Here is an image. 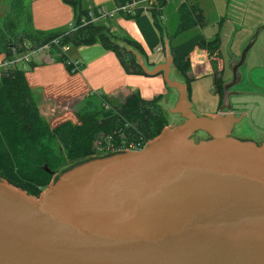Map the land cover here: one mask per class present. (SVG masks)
Here are the masks:
<instances>
[{
	"label": "water",
	"instance_id": "water-1",
	"mask_svg": "<svg viewBox=\"0 0 264 264\" xmlns=\"http://www.w3.org/2000/svg\"><path fill=\"white\" fill-rule=\"evenodd\" d=\"M250 43L229 66L212 117L189 111L166 41L163 61L146 65L136 54L148 72L165 67L178 99L164 108L185 120L140 153L62 168L36 200L0 179V264H264V140L222 139L244 117L221 112ZM197 130L212 140L192 143Z\"/></svg>",
	"mask_w": 264,
	"mask_h": 264
},
{
	"label": "trees",
	"instance_id": "trees-1",
	"mask_svg": "<svg viewBox=\"0 0 264 264\" xmlns=\"http://www.w3.org/2000/svg\"><path fill=\"white\" fill-rule=\"evenodd\" d=\"M62 1L72 9L70 26L54 32H32L29 30L28 0H0V20L5 27V34L0 29V53L4 55V60L47 44L50 55L61 61L66 71L72 74L79 65L76 69L72 68L62 46L99 43L104 49L114 52L125 73L145 75L135 57V52L143 53L137 41L127 34L114 32L100 20L90 21L89 13L95 14L94 6L85 8L81 0ZM126 1L129 0H112V3L119 5ZM160 3L164 2L161 0ZM139 13L138 9L132 16ZM156 15L155 10H150L153 26L160 33L161 26ZM205 22L202 10L196 4L182 2L178 6L177 31L192 26L202 27ZM52 40L56 43L53 44ZM219 44L218 35L197 43L207 55H218ZM169 46L171 50L170 43ZM172 63L186 82L193 79L188 72L187 55L172 57ZM212 63L211 88L220 98L221 70ZM24 68L14 63L0 72V179L28 195L37 196L49 183L51 174L42 168L44 165L53 171L68 161L100 152L140 149L166 125V117L159 105L160 95L143 98L135 89L117 102L92 93L84 97L74 110V123L64 120L51 126L39 113L27 85ZM107 137H110L108 143H112L113 147H105ZM53 143L56 149L51 147Z\"/></svg>",
	"mask_w": 264,
	"mask_h": 264
},
{
	"label": "crops",
	"instance_id": "crops-1",
	"mask_svg": "<svg viewBox=\"0 0 264 264\" xmlns=\"http://www.w3.org/2000/svg\"><path fill=\"white\" fill-rule=\"evenodd\" d=\"M172 1H177V5L167 11ZM249 1H251V5L250 8H247ZM182 2L196 4L202 10L203 15L205 14L204 8L196 0H170L162 9L164 21L160 25V33L153 26L150 12H140L138 15L128 17L121 13H114L99 22L107 24L114 32L127 34L137 41L143 53L135 52L136 61H138L137 54L146 65H152L166 58L165 41L168 45L169 43L172 45L170 50L172 57L179 58L187 55L188 72L193 79L186 82L173 63L170 65L171 78L185 85V99L189 104V111L208 117H212L218 112L221 103L220 98L211 88L212 62H214L215 67L221 70L222 84L228 82L231 78L229 66L238 59L242 49L251 41L245 52L243 62L237 68L239 79L233 84L242 85V87L235 90L233 88L231 90V86L228 88L231 91L229 95L230 109L223 110L221 113H244V117L236 129L246 133L252 126L259 130L258 132L264 133V128L259 123V127L255 126L256 118L251 115V110L252 114H259V110H250L248 107L235 108L232 103L233 100H238L247 104L248 101L246 100L253 97L264 100V92L262 91L264 89V35L257 50L250 52V47L255 42L260 29L264 28V24H262L264 22L254 18L253 22L248 24L249 26L246 25L249 14L255 16L258 12L262 14V0H224L223 10L215 6L217 16L213 22V34L205 30L206 18L205 25L202 27L192 26L182 31L174 30V28L169 30L170 16L173 11L176 12L177 16V8ZM81 3L85 8L103 6L106 9H112L114 6L112 0H81ZM28 5L29 30L32 32L64 30L72 23V9L62 0H28ZM225 29L227 30L225 31ZM224 31L225 34H223ZM214 35H218L220 39L219 54L207 55L205 49L199 47L197 43L209 40ZM70 49L72 54H66V51ZM65 54L67 57L78 61L79 68L75 73H68L63 63L53 58L47 49L33 50L28 59L29 63L28 61H20L19 63H23L25 66L24 76L39 113L51 126L64 120L74 123L76 121L74 110L80 105L84 97L90 96L92 93H99L111 101L117 102L127 92L135 89L143 98H150L159 94V105L167 119L170 115H177L181 121L185 120L186 117L180 116L178 109L167 111L164 108L165 105L174 106L178 99V87L167 82L164 66L148 72L138 62L145 75L125 73L114 52L104 49L99 43L78 47L68 46ZM3 61L4 55L0 53V65ZM242 66H246L245 76L242 73ZM5 68L0 66V72ZM200 80H205L213 92L211 94L215 100L213 110L202 109L197 111L192 107L189 85H195ZM196 132L204 131L197 130L193 133ZM207 137H209L208 134Z\"/></svg>",
	"mask_w": 264,
	"mask_h": 264
},
{
	"label": "rangeland",
	"instance_id": "rangeland-1",
	"mask_svg": "<svg viewBox=\"0 0 264 264\" xmlns=\"http://www.w3.org/2000/svg\"><path fill=\"white\" fill-rule=\"evenodd\" d=\"M203 8H204V15H205V18L207 19V25H206V32H209L210 34H213V30H214V20L216 18V8H220V9H224V0H196ZM173 2V1H172ZM170 3L169 6H168V9H172L174 6L177 5V1L173 2V3ZM262 4V14H260L259 12L257 13V15H253V14H249V18H248V21H247V26H249L248 24L252 23L253 22V19L254 18H258L260 19L262 22H264V0H262L261 2ZM250 5H251V1H249V5H247V8H250ZM0 8H1V5H0ZM164 16V15H163ZM23 20V19H21ZM176 21H177V16H176V12L173 11L172 12V15L170 16V19H169V25H168V28L169 30L171 31L173 28L175 30V27H176ZM231 23V22H230ZM234 24V23H232ZM264 24V23H262ZM235 27H237V25H235ZM0 29L2 30L1 33L2 34H5V27L3 24H1V20H0ZM227 29H225L226 31ZM261 31L258 33L257 37H256V40L255 42L253 43V45L250 47V52L252 51H255L257 50V47L259 46V44L261 45V39L263 38L262 36L264 35V28H261L260 29ZM225 31L223 32V34H225ZM42 36V35H40ZM222 38H225V36H222ZM48 49V47L46 48ZM238 52V51H237ZM66 54H72V51L71 49L66 51ZM242 69V73H243V76H245V69H246V66H242L241 67ZM242 85H232L231 86V90H235L237 88H241ZM233 88V89H232ZM264 92V89L262 90ZM213 92L209 89V85L205 82V80H200L199 82H196L195 85L191 84L189 85V94H190V100H191V104H192V107L193 109L195 108V110L197 111H200L202 109H211L213 110L215 105H214V98L213 96L211 95ZM248 101L247 105L245 102H241V101H236V100H233L232 103H233V106L236 108V107H242V108H249L250 110L251 109H254V110H259L260 113L259 114H252V110H251V115L253 118H256L255 119H252V120H255L256 123L255 126L256 127H259V124L264 128V100L262 98H258V97H253L252 99H249V100H246ZM168 116V115H167ZM167 119V118H166ZM251 120V121H252ZM53 121V120H52ZM181 119L179 116L177 115H173V116H169V119L166 120V125L162 128L161 132L153 137L152 139L148 140L145 142L144 146L147 145V143H152L155 139L157 138H160L162 135H163V131L164 129L167 127V126H173V124L175 122H180ZM253 122V121H252ZM259 123V124H258ZM259 130L257 129H254L252 126L250 128V130L248 132H243V131H238L237 129H235L234 131H232L231 133H229L228 135L226 136H223L222 139H229V138H234V139H243V140H251L253 141L255 144H260L261 141L264 140V133L262 132H258ZM191 140L192 143H198V142H206V141H210L212 139H210L209 137H207V134H205L204 132H196V133H193L191 136H189V138ZM215 140V139H214ZM51 147L56 149V144H51ZM142 148V147H141ZM125 149V148H122V149H115V150H110V151H106V152H100L99 154H93V155H90L88 157H85V158H81V159H77V160H74V161H68L64 164H61L59 165L57 168H55L53 170V174L51 175V179L49 181V183L39 192V194L37 196H32V195H28V194H25L24 191H23V195L26 196V197H29L33 200H36L39 198L40 196V193L42 191H45L47 190L51 184H52V181H53V178L54 176L64 167L76 162V161H79V160H83V159H86V158H89V157H93V156H96V155H105V154H115V153H125V152H137V153H140L142 149ZM3 180V179H1ZM7 185V183H6ZM9 186V185H7ZM11 187V186H9ZM11 188H14V187H11ZM20 193V192H19ZM22 193V192H21Z\"/></svg>",
	"mask_w": 264,
	"mask_h": 264
},
{
	"label": "built area",
	"instance_id": "built-area-1",
	"mask_svg": "<svg viewBox=\"0 0 264 264\" xmlns=\"http://www.w3.org/2000/svg\"><path fill=\"white\" fill-rule=\"evenodd\" d=\"M160 1L161 0H129L122 4L114 5L112 9H106L103 6H96L95 14L92 15L89 13L90 21L92 22L99 21L103 18L112 16L114 13H125V14L133 15L139 9L140 12H150V10H155L157 12L156 20L161 25L164 21L162 9L164 5L170 0H162L164 2L162 4L160 3ZM52 43L53 44L56 43V40H52ZM46 48H47V44H43L42 46L36 49H46ZM61 49L62 51H65L67 49V46L63 45ZM32 51L33 50L28 51L27 53L16 56L9 60H4L0 66H4L5 68V67H8L9 65H13L14 63H20V61L27 62ZM67 62L72 65L73 69H76L79 65L78 61L75 59L70 58ZM21 66L24 67V64L22 63ZM109 138L110 137H107L105 140L107 142L105 147L107 148L113 147L112 143H108Z\"/></svg>",
	"mask_w": 264,
	"mask_h": 264
}]
</instances>
